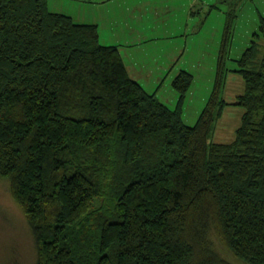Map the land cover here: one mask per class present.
Returning <instances> with one entry per match:
<instances>
[{
    "label": "trees",
    "instance_id": "obj_1",
    "mask_svg": "<svg viewBox=\"0 0 264 264\" xmlns=\"http://www.w3.org/2000/svg\"><path fill=\"white\" fill-rule=\"evenodd\" d=\"M221 2L211 93L188 124L191 74L172 80L169 108L95 25L47 0H0V178L36 264H264V16L227 67L242 0H219L205 20ZM231 72L243 82L234 96Z\"/></svg>",
    "mask_w": 264,
    "mask_h": 264
},
{
    "label": "crops",
    "instance_id": "obj_2",
    "mask_svg": "<svg viewBox=\"0 0 264 264\" xmlns=\"http://www.w3.org/2000/svg\"><path fill=\"white\" fill-rule=\"evenodd\" d=\"M218 2L219 0H87L84 7L87 16L83 18L74 16L64 7H47L53 12L70 16L76 23L95 25L100 43L118 48L131 79L148 93H156L161 102L172 108L178 95L171 83L180 72L191 74L193 82L198 77L201 91V70L208 67L212 71L207 74L210 89L204 97V104L211 93L225 17L219 15L217 21H210L212 11L203 24L202 18L205 19L204 13L209 14V7ZM237 23L238 19L233 37L237 35ZM255 30L247 32L250 37ZM248 43L249 41L242 47L236 43L233 47L231 40L229 61L238 58L231 57L232 49L242 54ZM237 76L240 78L235 72L229 73L225 83L226 86L230 84L238 88L233 91V96L240 94L243 89L241 78L238 84L232 81ZM227 93L231 94L230 91ZM201 110V96L195 95L192 90L188 91L183 111L184 121L188 124L195 121Z\"/></svg>",
    "mask_w": 264,
    "mask_h": 264
},
{
    "label": "rangeland",
    "instance_id": "obj_3",
    "mask_svg": "<svg viewBox=\"0 0 264 264\" xmlns=\"http://www.w3.org/2000/svg\"><path fill=\"white\" fill-rule=\"evenodd\" d=\"M86 3L87 0H47V6L64 7L74 16L80 18L87 16V12L84 9ZM217 5L220 10L212 13L213 15L209 19L210 21H217V16L220 15L223 17V10L228 9V4L223 2ZM261 16H264V0H242L240 4V15L237 17V35L232 39L233 47L236 43L242 47L249 41L250 33L247 32L256 29ZM204 20L202 18V24ZM262 41V39L257 40V43L262 46ZM241 55L237 50L232 49L231 57L240 58ZM234 62L233 59L229 61L227 67H234ZM210 71L212 70H209L208 67L201 70V91L198 77L189 90H192L195 95L201 96V109L204 105V97L209 93L210 89L209 81L207 80V74ZM239 79L237 76L232 81L238 84ZM229 89L235 91L238 88L235 85L232 86L229 84ZM226 93L227 91L225 90L223 95H226ZM228 108L230 111L226 113L224 119L234 123L238 120L241 113L237 107ZM225 123L226 121L220 123L218 131L215 133L216 136L224 137L226 134L229 135V130H226L228 125ZM231 126L233 128V124ZM32 234L22 208L13 198L8 181L0 178V264H36L37 254ZM230 260L232 264H246L238 258L236 259V257L230 256Z\"/></svg>",
    "mask_w": 264,
    "mask_h": 264
}]
</instances>
